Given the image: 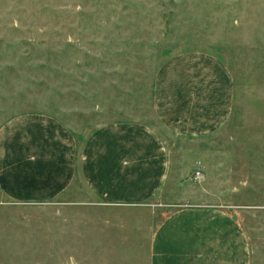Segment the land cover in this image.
Here are the masks:
<instances>
[{
  "label": "rangeland",
  "instance_id": "1",
  "mask_svg": "<svg viewBox=\"0 0 264 264\" xmlns=\"http://www.w3.org/2000/svg\"><path fill=\"white\" fill-rule=\"evenodd\" d=\"M187 54L220 59L235 83L228 121L199 138L155 111L160 71ZM30 114L73 135L75 177L51 198L0 188V264H149L171 204L236 212L251 264H264V0H0V128ZM133 123L166 145L165 193L109 203L85 182L82 155L103 127Z\"/></svg>",
  "mask_w": 264,
  "mask_h": 264
},
{
  "label": "crops",
  "instance_id": "2",
  "mask_svg": "<svg viewBox=\"0 0 264 264\" xmlns=\"http://www.w3.org/2000/svg\"><path fill=\"white\" fill-rule=\"evenodd\" d=\"M234 86L220 59L179 56L160 71L155 111L178 137H204L228 121ZM75 154V138L52 117L30 114L8 121L0 128V188L21 200L60 195L75 177ZM168 156L163 139L150 127L107 125L87 144L83 177L109 203L150 202L165 193ZM170 206L176 209L152 235L149 264H251L250 239L236 212Z\"/></svg>",
  "mask_w": 264,
  "mask_h": 264
},
{
  "label": "built area",
  "instance_id": "3",
  "mask_svg": "<svg viewBox=\"0 0 264 264\" xmlns=\"http://www.w3.org/2000/svg\"><path fill=\"white\" fill-rule=\"evenodd\" d=\"M202 177V174H201V172H197V174H196V179H200Z\"/></svg>",
  "mask_w": 264,
  "mask_h": 264
}]
</instances>
